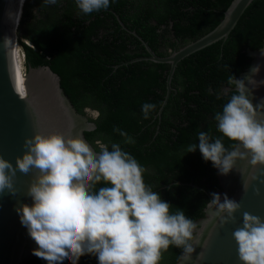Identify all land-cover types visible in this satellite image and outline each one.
<instances>
[{
    "label": "trees",
    "instance_id": "obj_1",
    "mask_svg": "<svg viewBox=\"0 0 264 264\" xmlns=\"http://www.w3.org/2000/svg\"><path fill=\"white\" fill-rule=\"evenodd\" d=\"M231 1L144 0V7L129 9L128 1L120 0L109 13L87 15L75 0H59L56 5L25 0L18 23L17 41L26 70L49 66L78 112L84 114L89 107L99 113L89 117L95 128L84 131L95 150L100 151V144L110 149L118 143L146 169L145 183L169 202L170 212L182 210L194 223L204 216L206 191L211 195L221 186L212 163L203 160L198 149L185 150L198 143L200 131L219 137L228 150L235 145L217 130L214 114L233 94L229 76L237 79L250 64L247 50L264 42V0H252L225 39L177 63L160 113L170 64L134 60L148 52L131 31L165 56L168 48L176 50L213 29ZM118 19L129 21L128 28H122ZM145 102L156 105L147 119L141 111ZM116 129L134 142L126 143ZM102 186L107 185L98 182L96 189ZM183 250L170 245L159 264H175ZM23 264L42 262L33 255ZM78 264H97V260L84 255Z\"/></svg>",
    "mask_w": 264,
    "mask_h": 264
},
{
    "label": "clouds",
    "instance_id": "obj_2",
    "mask_svg": "<svg viewBox=\"0 0 264 264\" xmlns=\"http://www.w3.org/2000/svg\"><path fill=\"white\" fill-rule=\"evenodd\" d=\"M43 3L56 5L59 0ZM75 4L83 14L100 15L111 12L120 0H75ZM260 51L264 55V49ZM258 69L259 65L252 72ZM227 82L235 86L233 94L214 119L217 130L236 144L228 150L219 137L200 131L198 143L188 144L185 150L198 149L203 160L221 174H227L236 159L245 155H250L252 164L264 163V120L256 118L244 82L231 75ZM155 108L145 102L141 107L144 118ZM120 134L126 143L134 142L127 133ZM28 143L29 150L17 166L24 172L34 166L43 175L29 189L32 203L21 204L17 213L35 242L31 251L42 264H78L84 255L94 256L97 264H159L170 245L193 251L189 240L194 222L182 210L170 212L169 202L145 183L146 169L118 143L110 149L100 144V151L95 152L87 144L66 141L56 133L36 135ZM10 167L0 158V189L11 187L5 173ZM98 182L107 186L97 190ZM211 195L210 203L227 210L229 217L239 207L227 194L222 203L221 194ZM232 236L242 264H264V218L245 212Z\"/></svg>",
    "mask_w": 264,
    "mask_h": 264
},
{
    "label": "water",
    "instance_id": "obj_3",
    "mask_svg": "<svg viewBox=\"0 0 264 264\" xmlns=\"http://www.w3.org/2000/svg\"><path fill=\"white\" fill-rule=\"evenodd\" d=\"M24 1L0 0V158L11 165L5 169L11 187L0 189V264H23L33 257L31 250L36 247L17 213L21 204L32 203L29 189L43 175L34 166L27 172L17 166V160L29 150L28 142L36 135L56 133L66 141L87 144L97 152L84 135V131L95 128L94 122L75 109L61 87L59 75L49 66H29L24 72V91L19 90L20 50L16 43ZM251 2L232 0L213 29L165 56L155 53L145 40L139 38L148 55L134 60L170 64L167 91L158 113L169 96L170 81L177 63L189 54L225 39ZM260 49H264V42L257 49L247 50L251 61L237 80L244 82L248 98L256 110V118L264 120V55ZM257 65L258 71L252 72ZM240 151L244 150L241 148ZM215 169L221 186L217 192L221 194L219 203L224 200L223 194H227L239 207L229 217L227 210L210 203L212 196L206 191L209 201L204 208V216L195 221L193 236L189 240L193 251H181L175 264H242L232 233L241 226L245 212L264 218V163L252 164L250 155H245L236 159L227 174Z\"/></svg>",
    "mask_w": 264,
    "mask_h": 264
},
{
    "label": "flooded vegetation",
    "instance_id": "obj_4",
    "mask_svg": "<svg viewBox=\"0 0 264 264\" xmlns=\"http://www.w3.org/2000/svg\"><path fill=\"white\" fill-rule=\"evenodd\" d=\"M127 1H128V3H127V8H129V9H131L133 6H135V7H139V8H142V7L145 6L144 0H127ZM141 2H143V3H141ZM118 22L121 23V25H123L125 28H128L126 25H127V24H130L129 21L127 22V24H125V23H124L123 21H121L120 19H118ZM124 27H122V28H124ZM133 31H134V30H133ZM131 32H132V31H131ZM133 34H134V33H133ZM135 36H137L138 39L141 37L140 35H137L136 33H135ZM141 38H142V37H141ZM141 43H142V42H141ZM167 51L172 52L173 50H171L170 48H168ZM87 108H89V107H86V108L84 109V111H85L84 114L88 117V119H89V117L94 118V117L97 116V115L93 114V111H95L94 109H92V108L87 109ZM86 109H87V110H86ZM97 113H98V112H97Z\"/></svg>",
    "mask_w": 264,
    "mask_h": 264
},
{
    "label": "bare ground",
    "instance_id": "obj_5",
    "mask_svg": "<svg viewBox=\"0 0 264 264\" xmlns=\"http://www.w3.org/2000/svg\"><path fill=\"white\" fill-rule=\"evenodd\" d=\"M19 50H20V58H19V61H18V66H19V68H18L19 90L24 91V80H25V77H24V72L22 70V61L23 60H22V50H21L20 47H19Z\"/></svg>",
    "mask_w": 264,
    "mask_h": 264
},
{
    "label": "rangeland",
    "instance_id": "obj_6",
    "mask_svg": "<svg viewBox=\"0 0 264 264\" xmlns=\"http://www.w3.org/2000/svg\"><path fill=\"white\" fill-rule=\"evenodd\" d=\"M18 28H19V26L17 27V39H18V37H19V33H18ZM17 44L19 45V47L21 48V50H22V47H21V45L18 43V41H17ZM23 62L24 61H22V70H23V72H26V70H25V67H24V65H23Z\"/></svg>",
    "mask_w": 264,
    "mask_h": 264
}]
</instances>
